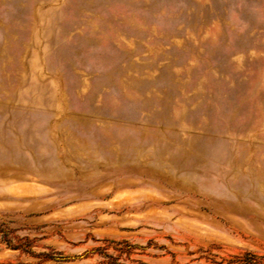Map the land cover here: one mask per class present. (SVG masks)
<instances>
[{"label": "rangeland", "instance_id": "374dc122", "mask_svg": "<svg viewBox=\"0 0 264 264\" xmlns=\"http://www.w3.org/2000/svg\"><path fill=\"white\" fill-rule=\"evenodd\" d=\"M0 264H264V0H0Z\"/></svg>", "mask_w": 264, "mask_h": 264}]
</instances>
